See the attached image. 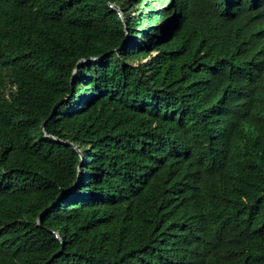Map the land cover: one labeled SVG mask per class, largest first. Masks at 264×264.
Here are the masks:
<instances>
[{
    "label": "trees",
    "instance_id": "16d2710c",
    "mask_svg": "<svg viewBox=\"0 0 264 264\" xmlns=\"http://www.w3.org/2000/svg\"><path fill=\"white\" fill-rule=\"evenodd\" d=\"M0 264H264V0H0Z\"/></svg>",
    "mask_w": 264,
    "mask_h": 264
},
{
    "label": "water",
    "instance_id": "95a60500",
    "mask_svg": "<svg viewBox=\"0 0 264 264\" xmlns=\"http://www.w3.org/2000/svg\"><path fill=\"white\" fill-rule=\"evenodd\" d=\"M109 6H111L113 9L117 10L118 13H119V15L122 16L121 11H120V9H119V7H118L117 5L109 3ZM128 41H129V37H127L126 42H128ZM99 58H100V56H99V57H91L90 59L95 60V59H99ZM86 60H89V59H81V60L77 63V66H79V65L81 64V62L86 61ZM76 72H77V69H75L73 77L76 75ZM42 128H44V124L42 125ZM67 142L69 143V141H67ZM74 147H75V146H74ZM51 206H52V205H51ZM41 215H42V214H41ZM41 215H40L38 221H40Z\"/></svg>",
    "mask_w": 264,
    "mask_h": 264
}]
</instances>
